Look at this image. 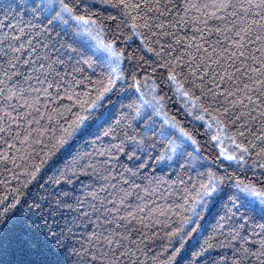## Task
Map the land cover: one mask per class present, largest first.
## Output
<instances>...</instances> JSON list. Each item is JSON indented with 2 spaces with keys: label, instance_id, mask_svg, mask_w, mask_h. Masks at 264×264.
I'll list each match as a JSON object with an SVG mask.
<instances>
[{
  "label": "trees",
  "instance_id": "obj_1",
  "mask_svg": "<svg viewBox=\"0 0 264 264\" xmlns=\"http://www.w3.org/2000/svg\"><path fill=\"white\" fill-rule=\"evenodd\" d=\"M17 2L0 0V264L43 259L30 243L44 229L35 203L72 225L63 264H234L241 245L256 252L264 215L247 211L241 221V208L228 217L241 200L259 208L245 188L264 193V0H65L124 52L120 78L99 101L109 64L75 25L44 31L47 21ZM133 76L144 97H164V113L198 142V152L186 151L199 159L174 155L146 131L164 117L129 108L140 103ZM93 112L71 147L56 146L77 116ZM210 174L219 190L201 206ZM241 223L244 239H233Z\"/></svg>",
  "mask_w": 264,
  "mask_h": 264
},
{
  "label": "snow or ice",
  "instance_id": "obj_2",
  "mask_svg": "<svg viewBox=\"0 0 264 264\" xmlns=\"http://www.w3.org/2000/svg\"><path fill=\"white\" fill-rule=\"evenodd\" d=\"M252 5H249L251 7ZM17 8L23 9L25 12L30 11L33 15V18L39 19L41 24H44V21H47V25L43 29L44 31L47 28L53 26L54 23L62 22L67 24L69 20L79 21L81 24L88 25L92 23L90 20L85 19L83 16H76L74 12L76 11V5H71L65 0H23V3H20L19 0L16 3ZM138 7V6H137ZM258 7L264 8V3L258 5ZM67 17L68 19H65ZM29 27L35 28L38 25L29 24ZM106 50L110 53L111 61L110 67L111 71L108 74V85L103 88L97 97L96 100H102L105 95L112 91L114 86V79H119L120 77L117 75L121 70L119 65L124 58L123 51H116L111 45L105 46ZM75 50H73L74 52ZM131 59V57H130ZM87 63V61H84ZM115 65V67H112ZM14 67V65H11ZM7 75V73L5 74ZM169 79L174 80L175 76H170ZM133 83L129 85L130 89H135L136 93H139L137 99L140 101L139 105L135 102L129 105L130 109L135 111V115L137 117L143 118L145 116L149 117L152 114H155L158 117H164L159 128L153 127L149 124L146 128V131L151 133L153 137L159 136L163 139H167L168 143L171 147V151L174 155H187L191 157L192 160L199 159L198 156H194L192 153H187L186 146H196L194 148V152H198V142L194 140L191 135L184 131L183 128L178 129V125L171 119L166 116V113L163 111L164 97L155 95L151 100H145L144 93L140 92V83L135 79V76L132 77ZM184 95H188L184 93ZM99 105L96 102H93L89 105V108L95 110ZM94 116V112L90 113L88 116H77L76 120L70 125L71 131L68 129H64L57 139L56 146L58 148H64L65 146L70 145V140L72 137L81 130H87L88 125H86V121L92 119ZM203 117H198V119H202ZM178 129L179 134H175V130ZM148 137H143L140 141H137L135 137L131 138L132 143L136 145V147H140L145 144ZM214 139H216L214 137ZM190 142V144H189ZM154 147V145H152ZM240 147V146H238ZM121 150L122 147H121ZM244 152H247V148H243ZM264 151V148L261 149ZM135 153L133 152V156ZM242 158V157H241ZM131 159V157H130ZM163 159V157H161ZM229 160L236 159V157L229 156ZM220 182L216 180V177L212 174L209 175V180L207 184L201 185V206H206L207 202L210 201L213 197V194L218 192V184ZM245 192L250 193L252 196L258 197L259 200V208L256 207L255 200H241L239 206L233 204V208L229 209L231 215L228 217L231 219L232 216H235L236 213L240 212L241 208H245L246 212L240 216V220L244 221V217L247 214V211H259L262 215H264V193H256L252 192L250 189L245 188ZM237 199H240L237 197ZM14 207V205H13ZM37 214L41 216L44 220V229L41 230V233L34 237L30 243L37 250V252L43 257V259L39 262V264H63L61 260V255L63 251L66 250L67 245L64 243L65 232L71 234L72 225L65 221L61 224V221L56 219V213L52 211H48L47 216L44 215L45 209L41 203H35L33 205ZM9 209H4V213L6 214ZM51 218V220H49ZM246 223V221H245ZM244 224L241 223L238 228L233 230V239H244L240 235V231L243 229ZM58 229V231H57ZM261 230L264 231V225L261 226ZM195 231V229H193ZM107 239L109 244L112 243L111 239ZM54 242V243H53ZM247 241L245 240V244ZM183 247V244H181ZM180 252V249H176V253L173 254V260L176 258V254ZM128 253H120V256H126ZM250 257H256L258 260L264 262V240L260 241V247L256 252H251L247 247L241 245L239 249V260L234 262V264H244V261ZM115 260V257H114ZM116 264H118V260H116Z\"/></svg>",
  "mask_w": 264,
  "mask_h": 264
},
{
  "label": "rangeland",
  "instance_id": "obj_3",
  "mask_svg": "<svg viewBox=\"0 0 264 264\" xmlns=\"http://www.w3.org/2000/svg\"><path fill=\"white\" fill-rule=\"evenodd\" d=\"M65 19H68L65 17ZM64 24V23H63ZM69 24H73L76 27V36L89 48H91L97 56H99L101 59H103L105 62H107L110 65L111 56L110 53L106 50L105 44L99 35L97 34V29L92 23L88 25L79 24V21L69 20L67 24H64V26H67ZM121 64V63H120ZM112 67H115V65H112ZM147 97H143L146 100H151L153 96L156 94L153 92H150V94H147ZM227 151V150H225Z\"/></svg>",
  "mask_w": 264,
  "mask_h": 264
}]
</instances>
